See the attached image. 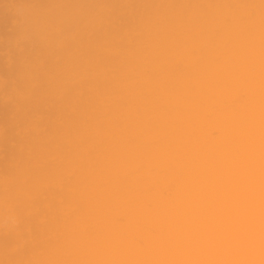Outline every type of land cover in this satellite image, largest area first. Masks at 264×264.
<instances>
[{
  "label": "bare ground",
  "instance_id": "6f19581e",
  "mask_svg": "<svg viewBox=\"0 0 264 264\" xmlns=\"http://www.w3.org/2000/svg\"><path fill=\"white\" fill-rule=\"evenodd\" d=\"M260 9V0L1 4L0 264H255L246 136L236 225L208 239L136 246L147 196L134 167L149 153L189 142L193 127L213 147L219 141L210 130L226 129L235 108L254 123L264 57ZM195 54L206 62L193 64ZM153 135L162 138L159 147L144 142ZM70 200L78 213L66 209ZM155 248L195 251L157 255Z\"/></svg>",
  "mask_w": 264,
  "mask_h": 264
},
{
  "label": "snow or ice",
  "instance_id": "6c2138e0",
  "mask_svg": "<svg viewBox=\"0 0 264 264\" xmlns=\"http://www.w3.org/2000/svg\"><path fill=\"white\" fill-rule=\"evenodd\" d=\"M260 5L264 8V0H260ZM202 61L205 58L199 54L191 55L193 64ZM213 62L218 71L223 70V59L216 57ZM105 102L106 99L101 98L100 103ZM103 133L104 129L98 126L95 135ZM209 134L222 142L226 129L217 126ZM161 140L159 135H153L146 137L144 142L159 147ZM94 148L92 141L85 150ZM239 156L240 147L236 146L199 171L174 168L170 154L154 156L149 153L138 159L134 171L145 178L143 191L147 198L139 206L134 233L136 246L169 240L208 239L235 227L240 209ZM65 207L73 214L79 211V203L75 200H70ZM127 210L132 211L131 208Z\"/></svg>",
  "mask_w": 264,
  "mask_h": 264
},
{
  "label": "clouds",
  "instance_id": "9594fccd",
  "mask_svg": "<svg viewBox=\"0 0 264 264\" xmlns=\"http://www.w3.org/2000/svg\"><path fill=\"white\" fill-rule=\"evenodd\" d=\"M261 29L264 31V8L259 10ZM189 135L190 141L170 150L174 168L180 171H199L206 168L223 153L241 145L247 137V198L249 226L259 241V248L254 249L252 255L258 257L255 264H264V57H262L259 91L254 123L241 119L235 108L230 116L226 128L225 140L209 148L197 140V130L193 127ZM160 255L164 253L183 254L194 249H150ZM50 264H65V262H50ZM139 264H193L191 261H176L155 259L139 262Z\"/></svg>",
  "mask_w": 264,
  "mask_h": 264
},
{
  "label": "rangeland",
  "instance_id": "374dc122",
  "mask_svg": "<svg viewBox=\"0 0 264 264\" xmlns=\"http://www.w3.org/2000/svg\"><path fill=\"white\" fill-rule=\"evenodd\" d=\"M5 1H6V0H4V1L1 0V1H0V5L3 4V3H5ZM7 1H8V0H7Z\"/></svg>",
  "mask_w": 264,
  "mask_h": 264
}]
</instances>
